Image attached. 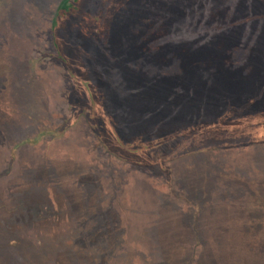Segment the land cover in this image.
Here are the masks:
<instances>
[{"label": "rangeland", "instance_id": "374dc122", "mask_svg": "<svg viewBox=\"0 0 264 264\" xmlns=\"http://www.w3.org/2000/svg\"><path fill=\"white\" fill-rule=\"evenodd\" d=\"M60 2L0 0V219L16 209L21 189L42 195L7 235L26 259L10 264H76L80 243L97 245L98 233L114 252L104 264H231L240 236L243 253L232 264H264V141L251 143L263 127L264 0H84L54 33ZM55 38L75 52L66 62ZM138 65H156L158 75ZM80 72L125 141H147L152 128L161 135L206 125L233 108L241 121L229 124L231 134L207 139L248 143L162 165L120 158L88 121L92 112L76 93ZM134 115L143 125L131 123ZM147 115L158 117L154 126ZM86 196L94 198L91 216L76 227L68 203L85 213ZM42 210L60 219L42 223Z\"/></svg>", "mask_w": 264, "mask_h": 264}, {"label": "trees", "instance_id": "16d2710c", "mask_svg": "<svg viewBox=\"0 0 264 264\" xmlns=\"http://www.w3.org/2000/svg\"><path fill=\"white\" fill-rule=\"evenodd\" d=\"M84 0H61L60 4L58 5L57 11H56V17L52 22V31H54L58 26V21L57 19L59 17H64L67 16L68 14L74 12L77 8L78 5H80ZM57 37V36H55ZM55 47L58 54V58L61 59L62 61H65L70 58L71 56H74L75 52L72 48V46L70 45H66L64 43L60 44L59 41L55 38ZM67 56V57H65ZM75 60V58H74ZM78 61V60H77ZM79 62V61H78ZM144 63V62H143ZM145 64V63H144ZM77 68V66H79L80 68L83 69V71H86V67L83 68V66H81V64L77 63V65H75ZM141 66L138 65L137 67V71H145L148 70L150 75L149 76H155L158 75V68L156 67V65H152L149 66L148 68L141 69L139 68ZM159 67V66H158ZM160 68V67H159ZM141 69V70H139ZM83 72H80L81 74V78ZM131 74V73H130ZM127 76L129 74H126ZM134 76V74L132 75ZM87 77V76H86ZM89 77V76H88ZM75 82H77V95L80 96V99H82L85 108H89L91 110V114L88 115L87 112L86 116L88 117V121L90 122V124H94L93 121L98 122L99 123V129L97 127V131L99 130H103V132L101 131V135H104L106 138V142L108 137L110 141H112L115 145L117 144L119 147V149H121V151L116 152L117 156L120 158H125L126 160L131 159L132 162H138V163H142V164H163L166 160L165 159H176L178 157H182L194 152H200V151H206L208 148H212V147H218L219 148H229L232 146H243L244 144L248 143V141H244V142H234V145L231 146H227V147H222L224 146L223 144L221 145V143L215 144V146H213L209 141H208V135H216V132L218 130H221V132L223 131H230L231 134V130H230V126L229 124L233 123V122H239L241 121L239 119V117H235L233 116L234 111L233 108L230 109V111H228L224 116L220 117L219 119L212 121L206 125L201 124V125H195V126H190V125H185L181 128H175L176 126L174 125L173 128L168 127L167 129V133L161 134V135H155L153 134V128H152V132H150V137L147 139V141H143L144 138L142 136H139V138H134L132 140H128L125 141L124 139H122L121 134L119 132L118 129L115 128V123L113 122V120L111 119L112 115L109 114L108 112L104 111L103 109V104L102 102L98 99V92L96 90V88L92 85V84H87L86 82L88 81L89 83H91L90 80H86L83 77V80H79V78H75ZM84 84V87L83 85ZM95 85V84H94ZM74 98V97H73ZM75 99V98H74ZM72 99V102H74L75 100ZM91 102V103H90ZM88 103H90V105H88ZM72 105V104H71ZM73 111L75 110L74 105H72V107H70ZM90 116H93L90 118ZM134 116H139V115H134ZM77 117V115H76ZM161 117V116H160ZM261 117H264V114L259 115V118L256 119V121L259 122V126H263L260 127V131L258 132L259 134L257 135L256 138H251V143L252 142H263L264 141V118L261 119ZM158 117H154L153 115H147V121L146 123L151 126H154V120L157 119ZM75 119V118H74ZM74 119H70V122H73ZM253 119V117H252ZM255 119V118H254ZM93 120V121H92ZM136 121L131 122V123H139L141 125H143V120L142 118L139 116L138 118L135 119ZM151 122L153 124H151ZM157 122V120H156ZM160 123V122H159ZM158 123V124H159ZM165 123V120H163V124ZM95 125V124H94ZM125 125V124H124ZM166 126V125H164ZM93 127V125H92ZM100 127H102L100 129ZM62 128H65L62 126ZM94 128V127H93ZM175 128V129H174ZM95 130V128H94ZM263 130V131H262ZM52 136V135H51ZM58 136H61V134H59ZM204 137H206L207 142H204ZM112 138V139H111ZM186 143L188 144V146L186 145ZM106 144V143H105ZM225 144H233V143H225ZM109 149V151L112 152L111 147H107ZM159 149V150H158ZM161 149H164L163 152H161ZM150 151V153H149ZM160 151L159 153H156ZM114 153V152H113ZM129 155V156H128ZM125 156V157H122ZM135 156L140 157V161H136L135 160ZM54 188V189H53ZM41 190H44L45 188L42 186V188H40ZM39 190V189H37ZM55 191V193H57V195L59 196V189L55 186H52L51 189H49L48 187V192ZM47 192V193H48ZM42 193V192H41ZM95 196L97 195L96 193H94ZM41 194H35L33 189H21V191L17 192L15 194V201H16V209L10 211L5 209L4 213L2 214V219H0V222L5 223V228H1V229H6L5 232L3 233L4 235L0 236V264H10V262L12 261L13 258L19 257L22 258L23 261H26V259H23V256L21 255L20 252L16 253L14 252L15 247L17 245L20 244H16L17 241L15 238H9V233L12 234L16 231V229H18V225L21 224L23 225V223L25 222V218L27 217L26 214V209H27V205L29 203L33 204L34 202H32V198H36L38 196H40ZM42 196V195H41ZM60 197V196H59ZM97 197V196H96ZM99 197V196H98ZM97 197V198H98ZM43 199V197H41ZM50 197L46 196V199H49ZM87 196L85 197V199L87 200ZM36 200V199H35ZM88 201L92 202L89 203ZM88 203V211H85V213L83 212H77L78 210L76 209L75 205H69L68 203V211L65 213L67 215L68 218L71 219H78L77 221H79V224H76L75 226H81V223H84V221H86V219H88V217L91 216V208L90 207L93 203H94V198L89 197V200H87ZM20 205V206H19ZM4 208V207H3ZM70 208H73L74 210H72L70 212ZM42 211L39 212L40 215H38L37 217L41 218V222H48V221H52V222H58V220L60 219V211H58L57 213H55V211H53L51 214L50 213H42ZM38 214V213H37ZM70 214V215H68ZM249 218L251 219V216L249 215ZM255 220V219H253ZM7 224H9L8 226L11 227V231H9V229L7 228ZM11 224V225H10ZM74 226V227H75ZM51 232L55 233L58 237V230L53 228H50ZM77 229V228H76ZM75 229V230H76ZM74 230V231H75ZM91 230V228H90ZM73 231V232H74ZM79 236L81 235V232H78ZM73 234V233H72ZM8 235V236H7ZM98 239L96 240V243H98L97 245L95 243H91L92 245L89 244H84V243H80V253L79 256L77 257H73V260L76 264H90L92 261V264H104L106 262V258L107 255L106 254H110L109 257H111L112 254H114V252H110L111 248L108 244V246L105 247L104 245V241H102L103 236L101 235V233H98ZM86 236V235H84ZM77 236H71V238H76ZM79 237H77L78 239ZM21 241V240H20ZM240 244L239 247L235 246V251H236V255L237 256H232L230 254L229 256V260H227L228 263L233 262V260H237L238 258L241 257V254L243 253V251H241L242 246L245 245V238H243L242 236H240L239 238ZM79 243V242H78ZM58 249L59 250H63L65 251V249H63L65 247L64 243H58ZM109 250H108V248ZM67 251V250H66ZM105 255L103 256L102 254ZM70 253V252H68ZM24 255V254H23ZM103 257V258H102ZM105 260V262H104ZM55 262V263H54ZM104 262V263H103ZM52 264H58L61 263V261H51Z\"/></svg>", "mask_w": 264, "mask_h": 264}]
</instances>
